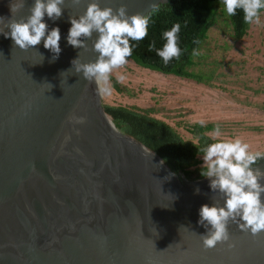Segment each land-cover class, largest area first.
Instances as JSON below:
<instances>
[{
  "label": "water",
  "instance_id": "1",
  "mask_svg": "<svg viewBox=\"0 0 264 264\" xmlns=\"http://www.w3.org/2000/svg\"><path fill=\"white\" fill-rule=\"evenodd\" d=\"M34 2L13 18H26ZM91 2L66 0L61 18L45 15L48 31H61L54 62L43 39L23 50L0 34V264H264V232L237 224L228 242L204 248L199 210L216 195L209 178H180L117 130L96 83L75 73L79 52L83 63L98 57L67 42L70 17ZM98 2L148 15L168 0ZM11 3L0 0V17L12 18ZM97 38L86 41L89 49ZM73 111L86 122L68 123ZM253 168L264 173V159Z\"/></svg>",
  "mask_w": 264,
  "mask_h": 264
},
{
  "label": "clouds",
  "instance_id": "2",
  "mask_svg": "<svg viewBox=\"0 0 264 264\" xmlns=\"http://www.w3.org/2000/svg\"><path fill=\"white\" fill-rule=\"evenodd\" d=\"M71 2L73 5H79L81 0ZM65 3L66 0H35L29 9L30 14L17 20L13 17L26 7V0H12L10 4L12 18L0 17V34L6 38L11 37L14 46L23 50L39 45L43 39L44 47L54 53L52 57L54 62L62 51L61 31L59 27H55L49 32L44 17L47 15L49 19L58 20L63 14ZM222 4L229 16H235L237 11L241 10L243 21L247 25L261 23L264 0H222ZM151 7L153 11L156 10V4H152ZM150 21V15L142 13L129 15L126 4H122L118 9L102 8L98 0H93L79 19L75 16L70 17L72 26L68 32L67 42L74 48L94 51L98 57L95 61L83 63L79 52L78 58L72 61L75 73L82 74L88 83L95 82L97 94L102 98L111 96L113 73L127 65L128 58L133 55V46L130 42H140L148 36ZM180 31V23H175L170 30L163 32L166 41L163 47L157 49L153 40L148 50H155L165 65L173 59L179 60L182 55L178 35ZM94 32L98 33V38L89 49L86 41L93 37ZM194 43L199 44V41ZM201 55L199 49L192 50V58ZM116 79L122 83L125 76L117 75ZM48 84L51 89L53 85ZM67 122L73 125L84 124L86 118L78 116L73 111L67 117ZM199 124L201 128L205 127L204 120H200ZM75 130L79 132L78 129ZM203 136L213 142L200 150L203 152L204 161L201 175L209 178L210 188L216 193L212 197L213 205L204 204L199 210V224L208 229L206 234L200 235L204 248L211 249L217 244L228 242L231 239L230 223L237 224L242 232H250L253 236L259 235L264 232L262 200L264 184L261 183L264 173H261L259 168L254 169L253 165L264 159V152L252 151L250 145L239 137L219 139L221 136L219 124L212 131H205ZM199 192L200 189L197 188L196 193Z\"/></svg>",
  "mask_w": 264,
  "mask_h": 264
},
{
  "label": "rangeland",
  "instance_id": "3",
  "mask_svg": "<svg viewBox=\"0 0 264 264\" xmlns=\"http://www.w3.org/2000/svg\"><path fill=\"white\" fill-rule=\"evenodd\" d=\"M222 7L199 48L202 55L190 68L211 84L142 69L128 60L112 75L125 76L122 83L117 81L124 92L113 89L111 96L101 97L102 104L151 110L152 116L195 143L187 127L200 120L219 124V139L239 137L252 151L264 152V13L259 25L252 24L247 35L235 41Z\"/></svg>",
  "mask_w": 264,
  "mask_h": 264
},
{
  "label": "trees",
  "instance_id": "4",
  "mask_svg": "<svg viewBox=\"0 0 264 264\" xmlns=\"http://www.w3.org/2000/svg\"><path fill=\"white\" fill-rule=\"evenodd\" d=\"M219 1L168 0L167 3L159 5L155 11L152 10L148 14L151 16L148 36L140 42H130L133 46V55L128 60L142 69L211 84V79L204 80L190 71V68L195 66L191 53L194 48H200L206 40L209 29L214 26L217 19V8H223L222 4H218ZM263 13L264 11L261 14ZM227 16L233 39L242 40L252 25L244 23L241 10H238L235 16ZM175 23L181 25L178 35L182 55L179 60L173 59L165 65L156 55L155 50L149 51L148 47L155 40L156 48H162L166 42L163 32L170 30ZM197 40L199 44L194 43ZM111 84L117 93L124 92V88L113 77ZM103 108L117 130L132 137L149 151L158 155L164 164L179 177L182 176V179L189 182L204 178L201 175L203 166L200 159L203 152L200 150L206 144L213 142L203 136L205 131H212L215 128L213 125L206 124L204 128H201L200 124L195 123L187 127L186 130L192 139L196 140L195 143L183 139L174 127L152 116L151 110L105 104Z\"/></svg>",
  "mask_w": 264,
  "mask_h": 264
}]
</instances>
